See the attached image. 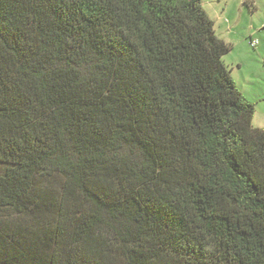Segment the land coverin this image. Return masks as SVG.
Segmentation results:
<instances>
[{"label":"trees","instance_id":"trees-1","mask_svg":"<svg viewBox=\"0 0 264 264\" xmlns=\"http://www.w3.org/2000/svg\"><path fill=\"white\" fill-rule=\"evenodd\" d=\"M202 0H0V264H264V129Z\"/></svg>","mask_w":264,"mask_h":264},{"label":"rangeland","instance_id":"rangeland-1","mask_svg":"<svg viewBox=\"0 0 264 264\" xmlns=\"http://www.w3.org/2000/svg\"><path fill=\"white\" fill-rule=\"evenodd\" d=\"M202 4L218 37L233 47L224 64L256 105L253 125L264 129V0H202ZM252 40L259 42L256 48Z\"/></svg>","mask_w":264,"mask_h":264},{"label":"built area","instance_id":"built-area-1","mask_svg":"<svg viewBox=\"0 0 264 264\" xmlns=\"http://www.w3.org/2000/svg\"><path fill=\"white\" fill-rule=\"evenodd\" d=\"M259 42L258 41H251V45L253 48H256L258 46Z\"/></svg>","mask_w":264,"mask_h":264}]
</instances>
